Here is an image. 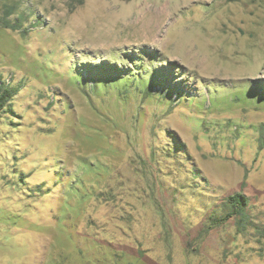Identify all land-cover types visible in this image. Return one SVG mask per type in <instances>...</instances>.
I'll return each mask as SVG.
<instances>
[{"label": "rangeland", "instance_id": "1", "mask_svg": "<svg viewBox=\"0 0 264 264\" xmlns=\"http://www.w3.org/2000/svg\"><path fill=\"white\" fill-rule=\"evenodd\" d=\"M0 84V264H264V0H0Z\"/></svg>", "mask_w": 264, "mask_h": 264}, {"label": "trees", "instance_id": "2", "mask_svg": "<svg viewBox=\"0 0 264 264\" xmlns=\"http://www.w3.org/2000/svg\"><path fill=\"white\" fill-rule=\"evenodd\" d=\"M149 65V64H148ZM152 66V65H149ZM155 65L152 66L151 71H149L147 75V83L143 84V76L139 72H135L133 69H128L127 71L120 72L119 73H108V72H103V74H88V79L92 81V86L91 88L93 89L94 92H96V88L100 87L103 85H107L108 87L114 86L116 88L117 86H121V90H126L127 87L129 86V82H137L139 85L143 84L144 86V98H148L150 96L152 97H157L160 96L162 97L163 94L166 92L164 89V86L160 87L158 90L156 85H158V82L156 81V77L152 75V72H156L155 70ZM163 79L164 81L167 82V78L165 74L163 73ZM156 88V90H155ZM166 88V87H165ZM16 89L7 87V86H2L0 84V112H3V106L7 105L8 102L11 100L12 96L14 95ZM163 93V94H162ZM228 203L231 205L233 208L231 212H229L227 215L231 216L240 210L243 209V206L245 204V199L244 196L240 193H235L233 195H230L227 197ZM225 218H221L218 221H223Z\"/></svg>", "mask_w": 264, "mask_h": 264}]
</instances>
